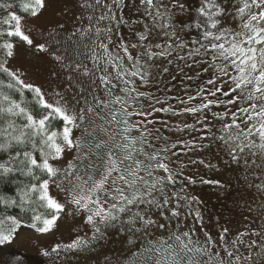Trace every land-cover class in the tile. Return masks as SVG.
Segmentation results:
<instances>
[{"label": "rangeland", "instance_id": "obj_1", "mask_svg": "<svg viewBox=\"0 0 264 264\" xmlns=\"http://www.w3.org/2000/svg\"><path fill=\"white\" fill-rule=\"evenodd\" d=\"M228 1L229 6L239 5V0ZM44 5L38 15L23 17L21 22L22 30L33 43L29 45L21 39L0 40V45L5 41L15 45L11 57H7L0 47V63L15 72L24 84L39 88L48 103L59 102L70 114L78 115L82 108L94 107L96 98L109 101L124 95L122 83L113 80L117 87L112 90L113 95H109L99 79L102 75L114 74V69L98 60L103 57V49L98 47L96 29L110 27L111 33L102 31L99 39L107 43L105 37H109L112 41L109 49L123 56L118 47L121 40L137 43V34L144 32L146 25L153 28L152 18L144 14L145 5H141L140 0H123L119 7L113 0H101L100 4H96V0H44ZM105 14L114 15L115 19L98 22V18ZM227 14L236 19L233 10ZM121 18L128 23H120ZM7 30L0 26V33ZM168 30L156 27L150 39L141 42L148 44L152 52H163L164 55L148 60L143 54L144 48L129 49L141 64L147 62V76L144 82L139 77L132 78L136 88L132 95H143L128 105L127 110L148 113L129 118V126L132 122L140 124L143 121L140 128L131 129L130 137L140 136L141 131L147 129L150 132L147 140L153 147H146V151L168 149L163 154L168 157L166 162L174 171L176 181L174 184L166 182L164 186L169 203L163 208L146 202L129 205L124 213L119 214V219L107 227L95 218L100 228V232H96L93 224L87 222L91 213L77 210L68 202L67 181L62 176L54 178L56 183H50L49 193L64 205L59 218L47 232L18 229L10 243L0 245V264H164L153 261V250L157 248L161 252L160 240L172 242L176 236L184 237L185 232L189 233L191 247L210 242V251L196 254L200 261L204 259L215 264L219 256L228 257L227 253L232 252L233 256L228 258L233 264H244L251 258L255 259V264H264V151L248 147L243 151L237 149L234 154L238 159L233 160L229 145L220 139L222 136L227 138L229 131L236 134L235 127L228 130L225 126L233 124V113L240 116L238 110L249 107L251 102L241 97L235 103H227L229 97L221 92L212 96L218 87L223 91L234 87L230 77L235 76L236 71L230 68L228 75H222L219 70L222 61L213 59L211 51L202 47L199 39L186 34L178 25L173 29L172 37ZM39 45H44L46 50H41ZM94 60L100 63L98 68ZM134 62L124 60L129 70ZM210 80L215 83H209ZM237 95L239 91L232 94L233 98ZM209 101L214 103L196 113L185 111ZM118 107L113 104L97 107L95 112L87 114L80 128L73 130V137L81 138L82 152H88L87 146H91L88 158L76 162L78 171L86 169L89 164L100 165L96 153L104 159L110 150L114 155H123L111 147L123 140L125 126L112 120ZM235 123L240 124V129L247 127L239 119ZM85 127L87 132L82 131ZM241 141L261 143L258 135L249 136L248 140L241 136ZM96 144L101 147L95 148ZM76 151L66 150L63 159L51 163L66 167ZM80 174L84 175V172L80 171ZM140 175L145 173L141 171ZM154 175L166 174L157 170ZM202 180L220 183H202ZM126 194L130 195L127 191ZM145 199L162 203L164 196L157 190ZM111 203L109 198L105 208ZM173 209L178 216L171 214ZM137 213L155 223L145 226L137 218ZM77 240L87 243L77 248H65ZM58 245L59 251L53 252ZM142 246L153 253H145L146 248ZM45 252L49 255L45 256ZM179 256L184 262L190 259Z\"/></svg>", "mask_w": 264, "mask_h": 264}, {"label": "snow or ice", "instance_id": "obj_2", "mask_svg": "<svg viewBox=\"0 0 264 264\" xmlns=\"http://www.w3.org/2000/svg\"><path fill=\"white\" fill-rule=\"evenodd\" d=\"M101 0H96V4H100ZM113 3H117L119 7L123 3V0H113ZM141 5H145L144 14L149 16L153 20V28L149 29L145 26V31L140 32L139 41L137 43H125L123 40L119 43L118 47L123 51L124 55L121 56L117 52H113L109 49L108 45L112 43L109 37L107 43L104 40H100V34L102 31L111 33V28L96 29V36L99 40L98 47L103 49V57L98 58L100 62L106 65H111L114 69V74L102 75L99 77L105 91L109 95H113V89L117 87L113 80L122 83V92L124 95L115 96L113 100L104 101L97 99V104L93 107L82 108L80 113H69L63 105L59 102L56 104L48 103L41 93L39 88H35L33 85L24 84L20 77L13 71H11L5 64L0 63V73H4L10 78V82L3 84L0 81V85L8 89H13L23 94V89L31 90L36 98L37 103L42 109H47L39 119H36L31 113L21 107V104L15 100H12L9 95L0 93V118L4 115L9 117H18L23 115L27 123H25L18 135H13L16 131V125L14 120H8L7 126L0 129V136L4 138V142L0 143V152H8L13 147V144L24 146L31 145V151L17 152L15 156H9V160H20L21 164L27 163L26 175H31L35 180L40 181L39 184H32L29 186L28 191L20 193L21 204H17L16 200L6 199L0 196V205H4L5 209L16 206L20 207L27 201L31 202L30 197L32 194H36L37 199L42 202V206L53 210L54 214L51 218H43L40 215H34L32 217L33 223L30 227L36 229L38 232H47L55 224V221L59 218V213L64 210V205L54 199L49 193L50 183H56L54 178L62 176L63 180L67 181V196L68 202L76 207L77 210H84L91 213L87 216V222L93 224L96 228V232H100V228L97 226V220L103 223L106 227L112 222L119 219V214L125 212L127 206L137 203H148L157 208H163L169 203V198L164 193V186L166 182L174 184V171L169 167L166 162L168 157L163 153L167 152V148L154 149L151 153L146 151L147 148L153 146L148 143L147 136L150 132L147 129L141 131L140 136L130 137L132 128H140L143 121L140 124L132 122L129 126V118L133 115L146 116L148 113L143 111L129 112L127 106L134 104L138 96L143 93H137L133 96L132 93L136 92V88L133 86L135 81L134 77H139L142 82L146 80L147 76V62L141 64L140 61L132 55L129 49L144 48V55L151 60L153 56L164 55L165 53H154L151 51L148 44L141 43L142 41H148L150 39L151 32L156 27L172 28L175 29L176 25L173 23L175 13L171 12L167 5L164 4V0H140ZM44 0H21L19 8L22 13L36 16L39 14L40 9L44 7ZM87 7L92 5L87 4ZM0 7L5 9L13 8L12 4H0ZM107 7V6H106ZM173 7L179 8L181 11L185 9V5L181 3V0H173ZM255 8L257 11L253 12ZM111 11V9H109ZM197 12L202 20H198L195 23L197 29H205L203 31V39L208 41V45H202L206 50L211 51L213 59H220L222 65L219 66L220 73L222 75H228V69L232 68L236 71L237 75L231 76V82L234 87L229 88L228 91H223L218 87L215 92H212V96H216L217 92H221L222 95L228 96L227 103H235L237 99L241 97L251 102L249 107L240 108L237 113H233V124L226 125L228 130H232L234 127L238 131L235 135L231 134L227 138L220 137L224 140L225 144L229 145V155L233 160H237L238 157L234 154L237 149L243 151L244 147L259 148L264 151V0H239V5L235 8V16H238L241 21L242 28L238 32L230 31L222 26L221 19L217 17H223L227 14V9L221 7L217 0H203L201 6L197 9ZM22 15L17 14L15 11L9 13V17L4 19L3 23L9 25L6 35L9 37H18L27 44L33 43L29 35L25 34L22 30ZM91 19V17H90ZM105 19H115V16H108L107 14L101 15L98 18L99 21ZM163 23H160V22ZM14 23V27L12 26ZM120 23H128L121 18ZM190 27V25H185ZM208 29H215L211 31ZM88 31H91L89 28ZM5 33H0L4 35ZM174 34V33H173ZM227 45V46H226ZM259 45V47H257ZM7 57H11L15 45L11 42L5 41L0 45ZM41 50L44 49V45H39ZM199 51V50H197ZM57 59H60L57 57ZM135 61L132 64V70H129L124 64V60ZM94 64L97 60L93 61ZM107 72V68L104 69ZM87 74V72L85 73ZM209 83H215L210 80ZM239 95L233 98L232 94L237 93ZM191 99V98H190ZM214 101H209L201 105L200 107L186 108V112L196 113L201 108H207ZM109 104L118 105L112 114V120L117 124H122L125 127L122 130L123 140L121 143H114L112 148L119 150L123 155H114L113 151H108L105 156L106 159L101 157L99 153H96V157L100 160V165L89 164L86 169L80 171L84 172V175L78 171L77 161H83L88 158L91 146H87L88 152H82L81 138L73 137V130L80 128L81 124L85 121L88 113L96 111L97 107H108ZM98 114V113H97ZM239 119L241 123L247 125L245 129H240V124L235 123ZM59 120L62 123L61 130H55L53 128V121ZM83 132H87L85 127ZM259 136L261 143L256 145L254 142L243 143L241 136L244 140H248L249 136ZM37 138H39V144H37ZM109 139H112L109 137ZM102 143H107L103 141ZM139 145V147H137ZM101 144H96L95 148L99 149ZM175 147V145H173ZM76 149V155L73 159L67 162V166L56 167L50 161H59L64 158L66 150L71 152ZM39 152L40 160H37L34 153ZM21 156L23 159H21ZM197 163V161H192ZM203 164L204 161H199ZM34 169H38L42 174H45L48 178L40 180V177L35 175ZM160 170L166 175L155 176L154 172ZM16 171L13 167L8 166V162L0 163V179L7 178L9 174ZM143 171L145 175H140ZM152 179L149 180L148 178ZM202 183H215L219 184V181H201ZM159 186V187H158ZM60 187V184H57ZM65 190V189H62ZM159 190L161 195L164 196L163 202L155 199L146 200L147 196H151L154 191ZM126 191L130 193L126 194ZM114 193V194H113ZM112 200L111 206L105 208L108 203V199ZM173 216H178L179 213L176 210H172ZM137 218L145 225L154 224L155 221L150 218H145L139 213L136 214ZM199 216V213H197ZM43 226L37 227V222H41ZM10 222V224H9ZM22 221L16 215H8L6 212L2 218H0V245L10 243L14 238L18 228L21 226ZM163 227V225H161ZM184 237H189V233H183ZM176 240L180 242L181 251L188 249L189 252L194 254H206L205 250L200 247H189L191 244L190 238L187 242L181 239L180 236H176ZM87 241L77 240L70 245H66L65 248H77ZM170 247V246H169ZM60 246L54 248L53 252H58ZM45 256L49 255L48 252L44 253ZM228 257H232L233 253L228 252ZM237 260L240 258L237 256ZM159 264V262H158ZM173 264H184L183 258L178 253L173 255ZM188 264H200V260L196 255H193ZM221 264L223 262L221 261ZM231 264V260H229Z\"/></svg>", "mask_w": 264, "mask_h": 264}, {"label": "trees", "instance_id": "obj_3", "mask_svg": "<svg viewBox=\"0 0 264 264\" xmlns=\"http://www.w3.org/2000/svg\"><path fill=\"white\" fill-rule=\"evenodd\" d=\"M20 2L21 0H0V4L13 5V8L11 9H5L0 7V26L2 30L6 31L7 29H9V25L4 24L3 21L4 19L9 17V13L11 11L17 12V14L22 15V17H31V15L29 14L22 13L21 9L19 8ZM14 23L15 22H13L12 26H14ZM2 33L5 34L0 35V40L9 39L20 41V38L18 37H9L6 35V32ZM0 81H2L3 84H7L10 82V78L7 77L4 73H0ZM0 93L9 95L12 100H15L20 103L21 107L25 108L27 112L31 113L36 119H39L46 111H48L47 109H42L40 107V105L37 103V98L35 94L29 89H23V94L21 95V93L17 92L15 88L8 89L3 85H0ZM10 119L14 120L16 125V131L13 133V135H18L21 131L22 126L27 123V121L23 115L18 117H9L7 115H4L2 118H0V129L6 127L7 121ZM52 124L55 130L62 129L63 125L59 120L53 121ZM3 142L4 138L0 136V143ZM37 144H39V138H37ZM24 151H31V145L29 144L20 146L14 143L13 147L9 149L8 152H0V163L8 162V166L16 169V171L9 174L7 178L0 179V196L5 197L6 199L16 200L17 204H21L20 193L28 191L30 185L39 184L40 182L38 180H35L33 176L25 174L28 167L26 162L24 164H21L20 160H9L10 155L15 156L17 152L22 153ZM34 154L36 155L37 160H40L39 152H36ZM21 159H23L22 156ZM51 162L53 161H50V163ZM34 173L35 175L40 177V180L48 178L45 174H42L38 169H34ZM30 200L31 202L25 201L22 204V208L24 210H21L20 207L16 206H12L5 209L4 205H0V218L3 217L5 212L8 215H16L22 221L21 226L18 229H34L29 226L33 223L32 217L34 215H40L43 219L51 218V216L54 214L53 210L42 206V202L37 199L36 194H32ZM42 226V221L37 222V227ZM15 253L20 254L18 252Z\"/></svg>", "mask_w": 264, "mask_h": 264}, {"label": "flooded vegetation", "instance_id": "obj_4", "mask_svg": "<svg viewBox=\"0 0 264 264\" xmlns=\"http://www.w3.org/2000/svg\"><path fill=\"white\" fill-rule=\"evenodd\" d=\"M202 2H203V0H181V3H183L185 5V9L183 11H181L179 8L173 9V7H171V5L173 4V0H164V4L168 6V8L171 10V12L175 13L173 23L175 25H178L181 28H183L185 30L186 34L192 35L196 39H199L201 41L200 43H202L203 45H208V41L204 40L202 37L203 31L205 29H203V28L197 29L195 27V23L198 20L203 19L199 16V14L197 12V9L201 6ZM217 3H219L221 5V7L227 9V13L229 12L230 9L233 10L235 13V8L237 7L236 4H234L233 6H229L228 0H217ZM252 11L255 12L257 10H252ZM217 18L221 19L222 26L229 29L230 31L238 32L242 28L241 21H240V18L238 16H236V19H233V18H231L230 15L226 14L223 17H217ZM186 24L190 25V27H185ZM208 30H211L214 32L216 31L215 29H208ZM168 31H169V36L172 37L174 30L172 28H169ZM257 47H259V45H257ZM99 64L100 63H96L97 68L99 67ZM105 68H107V67L105 66ZM235 74L237 75L236 72H235ZM189 238L190 237H182L181 239L184 240L185 242H187ZM190 245H189V247H191ZM142 247L146 248V246H142ZM199 247L204 249L205 252H207V250L210 251V249H212V246H211L209 241L203 243ZM159 248L162 250L161 252H159V250L157 248H155L153 250L155 253V260H154V256H152V255L151 256H152L153 261H155V262L161 261L164 264H173V255L176 253H178L179 255H183L187 258H191L193 255H196L192 252H189L188 249H183V251H181L180 242L177 240H173L172 242L166 241V240H160ZM172 249H173V251H171ZM143 251L145 253L150 252L149 254L153 253V252H151L150 249H147V248L144 249ZM252 255L254 256L255 253H253ZM229 260H231V259H229L226 255H224V256L222 255V256H219L218 261H216L214 263L215 264H221V261H222L223 264H229ZM249 261L250 262L246 261V263H244V264H255L254 258H251ZM184 264H188V260H187V262H184ZM200 264H209V262H206V260L204 261V259H202L200 261ZM231 264H233L232 260H231Z\"/></svg>", "mask_w": 264, "mask_h": 264}]
</instances>
